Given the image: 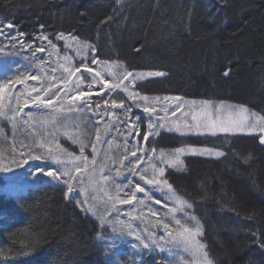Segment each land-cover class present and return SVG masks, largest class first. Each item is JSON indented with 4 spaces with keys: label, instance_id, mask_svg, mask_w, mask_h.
I'll use <instances>...</instances> for the list:
<instances>
[{
    "label": "trees",
    "instance_id": "1",
    "mask_svg": "<svg viewBox=\"0 0 264 264\" xmlns=\"http://www.w3.org/2000/svg\"><path fill=\"white\" fill-rule=\"evenodd\" d=\"M4 23L26 43L72 36L100 63L163 73L134 86L142 96L228 103L264 123V0H0ZM148 145L222 153L185 156L165 178L190 205L212 264H264L259 137L162 132ZM5 183L0 171V264H108L97 221L65 187L40 181L8 195Z\"/></svg>",
    "mask_w": 264,
    "mask_h": 264
},
{
    "label": "rangeland",
    "instance_id": "2",
    "mask_svg": "<svg viewBox=\"0 0 264 264\" xmlns=\"http://www.w3.org/2000/svg\"><path fill=\"white\" fill-rule=\"evenodd\" d=\"M8 25L0 24V102L6 113L0 116V171L6 194L19 195L21 188L40 181L56 183L67 190L70 184L77 206L102 230L101 243L112 264H202L193 251L202 245L197 221L189 206L162 181L168 169L183 168L185 156L218 157L217 152L200 147H180V153L176 149L161 151L151 148L148 140L162 132L194 138L252 133L264 145V123L260 118L228 103L190 102L173 95L142 96L134 86L155 77L150 75L153 72H130L117 63H100L87 43L72 36H61L51 44L41 37L35 44L26 43L16 27ZM85 66L92 71H85ZM77 68L80 71L76 72ZM32 75L37 79L26 78ZM34 88L37 91L33 92ZM79 92L87 95L80 98ZM37 95L52 103L33 104ZM112 100L117 105L122 102V106H114ZM9 108L23 111L11 121L13 113L8 112ZM124 110L126 113L121 114ZM132 111L135 112L131 114ZM243 120L255 124V128L238 127ZM147 132L152 134L144 141L142 136ZM41 142L43 147L39 146ZM29 151L43 158L21 156ZM139 157L142 159L138 161ZM13 160L21 161L20 166ZM37 165L44 166L45 171L67 175L60 179L43 175ZM141 176L161 183L147 184ZM65 180L69 183L65 184ZM137 183L144 192H136ZM133 192L135 198L130 203H120L130 199ZM184 240L188 241L187 247ZM144 243L149 248L145 249Z\"/></svg>",
    "mask_w": 264,
    "mask_h": 264
},
{
    "label": "snow or ice",
    "instance_id": "3",
    "mask_svg": "<svg viewBox=\"0 0 264 264\" xmlns=\"http://www.w3.org/2000/svg\"><path fill=\"white\" fill-rule=\"evenodd\" d=\"M8 26L11 27V24L9 23ZM0 34H3V28H0ZM21 35H23V33H21ZM41 38H42V39H47L46 36H42ZM51 43H52V42L49 41V44H51ZM52 46H53V48H55V45H52ZM37 51H39V52H43L44 49H43V48H38ZM93 63H95V61H93ZM65 70L67 71V69H65ZM75 71L78 72V71H80V69L77 68ZM85 71L91 72L92 69L87 68V67L85 66ZM71 74H72V75H75V72H73V73H71ZM96 75H100V74H99V73H96ZM128 75H131V73H129ZM150 75H163V73H159V72H157V73H150ZM225 75L227 76L228 73L226 72ZM26 78H27V79H31V80H36V79H37V77L34 76V75H32V76H28V77H26ZM125 78H126V77H125ZM32 91L35 92V91H37V89L34 88V89H32ZM56 95H57V98H58V93H57ZM77 95H78V97L82 98V97H84V96L87 95V94H86L85 92H79ZM145 99H146V98H145ZM32 103H33V104H42V105H44V106H47V105L51 104L52 101H51V99H49L48 101H44V100L41 99V97H40L39 95H37V96L35 97V99L32 101ZM104 103L107 104L108 101H104ZM205 103H208V102H205ZM27 104H28V102H27V100H26V101H25V107L27 106ZM112 104H113L114 106H122V102H121L120 105H117L115 100H112ZM97 107H99V104H97ZM3 108H4V106H3L2 102H0V116H4V115H6V113L4 112ZM148 110H149V109L145 108V111H148ZM219 110H220V109L218 108L217 111H219ZM22 111H23L22 108H19V109H16V110H13L12 108H9V109H8V112L13 113V115H11V116L9 117V119H10L11 121H15V117H16V115H19L20 112H22ZM136 119L138 120L139 117H137ZM237 126L240 127V128L248 127V128H250V129H254L256 125H255V124H248L247 120H243V121H241V122L239 123V125H237ZM152 127H153V125H152L151 123H149L148 128H149V129H152ZM197 127H199V125H197ZM220 130H221V131H228V128H221ZM262 130H264V129H262ZM151 134H152L151 132H147V133H145V134L142 136V139H143L144 141H147L148 138H149V135H151ZM137 135H139L138 132H137ZM261 142L264 143V139H262ZM39 146H40V147H43V142H41ZM93 151H95V145H93ZM181 151H182V149H176V152H177V153H180ZM81 152H83V147L81 148ZM221 154H222V153H217V155H221ZM25 155H27L28 157H30V158L33 159V160H39V159H42V158H43V157H41V156H39V155H33L31 151H29L27 154H25V153H23V152L21 153V156H22V157L25 156ZM132 155L135 156L136 153L133 152ZM140 159H142V157H139V158H138V161H139ZM175 159H176V161H179V157H178V156H177ZM138 161H137V162H138ZM26 162H27L26 159L23 160V163H26ZM58 162H59V161H58ZM13 163H16L17 166H20L21 161H15V160H13ZM130 163H131V162H130ZM181 163H182V162H181ZM4 170H5V171H9L10 169H9V168H4ZM30 171H31V170H30ZM37 171L41 172L43 175L52 176V177L55 178V179H60V176H61V175H67V173L58 174L57 172H53V171H45V167H44V166H40V165H37ZM77 171H79V168H77ZM160 175L163 176V170L160 171ZM70 179H71V177H70ZM141 179H144V180H145V183H147V184H153V183H155V184H158V185H159V184L161 183V181L151 180V179H145L144 176H141ZM64 183H65V184H68L69 182H68V180H65ZM162 183H163L164 185H167L168 189L171 190L172 186H171V184L168 183L167 180L162 181ZM135 189H136V192H144V191H145L144 188H142V187L140 186L139 183H137V184L135 185ZM72 191H73V188H72V186L69 184L68 192L71 193ZM134 198H135V192L132 193V196H131L130 199L122 200V201H120V203H130V202H131V199H134ZM156 202H157V203H160V201H156ZM181 203H182V202H181ZM182 206H183V205H182ZM188 206L190 207V205H188ZM175 210H176V209H173L172 211H175ZM176 223L179 224L180 221L177 220ZM164 227H165V228H168V225L165 224ZM188 231H189V229H184V232H188ZM181 235H183V234H181ZM141 242L143 243V241H141ZM182 242H183V243L185 244V246L187 247V245H188V241H187V240H184V241H182ZM143 247H144L145 249H147V248H149V244L144 243V244H143ZM203 247H204L203 245H199V244H198V245L193 249L194 254H196L198 257L201 258V260H202V264H212V261H211L210 259H208V254H207L206 252L203 251ZM108 264H112V262L109 261Z\"/></svg>",
    "mask_w": 264,
    "mask_h": 264
}]
</instances>
